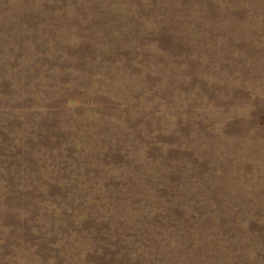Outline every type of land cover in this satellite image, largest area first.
Instances as JSON below:
<instances>
[{
	"label": "rangeland",
	"instance_id": "374dc122",
	"mask_svg": "<svg viewBox=\"0 0 264 264\" xmlns=\"http://www.w3.org/2000/svg\"><path fill=\"white\" fill-rule=\"evenodd\" d=\"M262 52L264 0H0V264H264Z\"/></svg>",
	"mask_w": 264,
	"mask_h": 264
},
{
	"label": "bare ground",
	"instance_id": "6f19581e",
	"mask_svg": "<svg viewBox=\"0 0 264 264\" xmlns=\"http://www.w3.org/2000/svg\"><path fill=\"white\" fill-rule=\"evenodd\" d=\"M153 1V0H152ZM164 1V0H163ZM249 1V0H248ZM242 2V1H241ZM253 3V2H252ZM255 5V4H254ZM36 7V6H35ZM183 10V9H182ZM160 11H161V9H160ZM103 15V14H102ZM60 18V17H59ZM61 18H62V16H61ZM161 18L162 17H160V18H158L160 21H161V23L162 24H164L163 22L164 21H162L161 20ZM49 19V18H48ZM4 21V20H3ZM107 21V20H106ZM167 22V21H166ZM27 24V23H26ZM91 25V24H90ZM41 26V25H40ZM119 26V25H118ZM117 30V29H116ZM158 31V30H157ZM128 36V35H127ZM52 37V36H51ZM44 39V38H43ZM47 39V38H46ZM193 39V38H192ZM51 40V39H50ZM47 41V40H46ZM84 41V40H83ZM144 41V40H143ZM195 43V42H194ZM78 46V45H77ZM121 46V45H120ZM94 50V49H93ZM92 50V51H93ZM108 50V49H107ZM122 50V49H121ZM260 53V52H259ZM88 54V53H87ZM114 54V53H113ZM76 56V55H75ZM75 59V58H74ZM95 59V58H94ZM133 59V58H132ZM87 60V59H86ZM259 60H260V62H263L264 63V52H262V56L259 58ZM259 60H258V64L260 65V62H259ZM130 61V60H129ZM195 61V60H194ZM78 63V62H77ZM110 65V64H109ZM238 65V64H237ZM124 66V65H123ZM126 66V65H125ZM118 67V66H117ZM246 68V67H245ZM97 70V69H96ZM135 70V69H134ZM242 70V69H241ZM234 71V70H233ZM241 72V71H240ZM244 73V72H243ZM247 73V72H246ZM49 75H51V74H49ZM59 75V74H58ZM102 76V75H101ZM244 76V75H243ZM249 77V76H248ZM4 78V77H3ZM69 78V77H68ZM133 79V78H132ZM253 79V78H252ZM256 79V78H255ZM152 86V85H151ZM200 86V85H199ZM88 87V86H87ZM264 87V86H263ZM75 89V88H74ZM94 94V93H93ZM262 95V94H261ZM264 95V94H263ZM223 96V95H222ZM264 97V96H263ZM95 99V98H94ZM254 103H256V102H254ZM97 106V105H96ZM24 109V108H23ZM126 109V108H125ZM97 110H99V109H97ZM29 111V110H28ZM110 111V110H109ZM245 116V115H244ZM201 118V117H200ZM128 120V119H127ZM80 123V122H79ZM14 124V123H13ZM23 129V128H22ZM51 129V128H50ZM170 129V128H169ZM260 133H264V130H261V131H259ZM197 133V132H196ZM81 137V136H80ZM46 138V137H45ZM100 139V138H99ZM104 139V138H103ZM255 139V138H254ZM261 139V138H260ZM96 140V139H95ZM256 140V139H255ZM86 141H88V140H86ZM114 141V140H113ZM263 145V144H262ZM261 146V145H260ZM259 146V147H260ZM264 148V147H263ZM46 149V148H45ZM56 155V154H55ZM116 155V154H115ZM198 155V154H197ZM196 155V156H197ZM99 156V155H98ZM66 157V156H65ZM260 157V156H259ZM2 160V159H1ZM35 160V159H34ZM62 160V159H61ZM247 160V159H246ZM122 161V160H121ZM17 163V162H16ZM16 163H15V165H16ZM198 163V162H197ZM207 162H205V164H206ZM211 163V162H210ZM214 163V162H213ZM212 163V164H213ZM219 162H217V165H219L218 164ZM228 163V162H227ZM226 163V164H227ZM237 163V162H236ZM241 163V162H240ZM9 164V163H8ZM28 164V163H27ZM57 164V163H56ZM190 164H191V162H190ZM189 164V165H190ZM216 164V163H215ZM215 164H214V166H215ZM243 164V163H242ZM257 164V163H256ZM259 164V163H258ZM195 165H196V163H195ZM202 165V164H201ZM228 165V164H227ZM229 165H231V164H229ZM235 165V164H234ZM233 165V166H234ZM261 165V164H260ZM12 166V165H11ZM14 166V165H13ZM126 166V165H125ZM137 166V165H136ZM200 166V165H199ZM205 166V165H204ZM209 166V165H208ZM207 166V167H208ZM212 166V165H211ZM245 166V165H244ZM249 166H251V165H249ZM155 167V166H154ZM219 167V166H218ZM220 167H222V166H220ZM241 167V166H240ZM209 168V167H208ZM247 168V167H246ZM254 168V167H253ZM259 168V167H258ZM18 169V168H17ZM27 169V168H26ZM30 169V168H29ZM28 169V170H29ZM231 169V168H230ZM27 170V171H28ZM137 170V169H136ZM217 170V169H216ZM221 170H223V169H221ZM236 170H238V169H236ZM247 170V169H246ZM228 171H229V169H228ZM231 171V170H230ZM254 171V170H253ZM263 171V170H262ZM14 172V171H13ZM24 172V171H23ZM42 172V171H41ZM129 172V171H128ZM239 172V171H238ZM244 172H245V170H244ZM11 173V172H10ZM27 173V172H26ZM51 173V172H50ZM219 173V172H218ZM229 173V172H228ZM5 174V173H4ZM8 174V173H7ZM49 174V173H48ZM48 174L46 175V177L48 176ZM224 174H225V172H224ZM252 174H254V173H252ZM12 175H14V174H12ZM30 175V174H29ZM35 175V174H34ZM45 175V174H44ZM43 175V176H44ZM50 175V174H49ZM217 175V174H216ZM223 175V174H222ZM232 175V174H231ZM250 175V174H249ZM2 176V175H1ZM58 176V175H57ZM10 177V176H9ZM11 177H13V176H11ZM197 177H198V175H197ZM220 177V176H219ZM222 177V176H221ZM6 178H8V177H6ZM18 178V177H17ZM31 178H32V176H31ZM35 178V177H34ZM102 178V177H101ZM14 179H16V175H15V178ZM39 179V178H38ZM37 179V180H38ZM226 179V178H225ZM12 180V179H11ZM27 180V179H26ZM205 180V179H204ZM223 180V179H222ZM13 181H16V180H13ZM28 181V180H27ZM32 181H34V180H32ZM31 181V182H32ZM206 181V180H205ZM214 181V180H213ZM218 182H219V180H217ZM216 181V182H217ZM230 181V180H229ZM4 182V181H3ZM5 182H7L6 180H5ZM10 182V181H9ZM30 182V183H31ZM189 182V181H188ZM188 182H187V184H188ZM197 182V181H196ZM200 182V181H199ZM199 182H198V184H199ZM212 182V181H211ZM210 182V183H211ZM10 183H12V182H10ZM23 183V182H22ZM26 183V182H25ZM27 183H29V182H27ZM204 183V182H203ZM206 184H207V182H205ZM209 183V182H208ZM215 183V182H214ZM220 183H221V180H220ZM223 183V182H222ZM183 184V183H182ZM193 184H195V183H193ZM202 184V183H201ZM200 184V185H201ZM225 185H226V183H224ZM1 185V184H0ZM5 185H7V183L5 184ZM11 185V184H10ZM36 185V184H35ZM185 185V184H184ZM196 185H197V183H196ZM195 185V186H196ZM211 185V184H210ZM233 185V184H232ZM15 186V185H14ZM202 186V185H201ZM201 186H200V188H201ZM212 186V185H211ZM227 186V185H226ZM226 186H223V187H226ZM236 186H237V184H236ZM6 187V186H5ZM34 187V186H33ZM153 187V186H152ZM185 187V186H184ZM199 187V186H198ZM221 187H222V185H221ZM254 187V186H253ZM3 188V187H2ZM8 188V187H7ZM11 188H12V185H11ZM11 188H8V189H11ZM183 188V187H182ZM200 188H197L198 190H200ZM212 188V187H211ZM214 188V187H213ZM228 188V187H227ZM235 188V187H234ZM196 189V191H198ZM203 188H201V190H202ZM207 189V188H206ZM210 189V188H209ZM217 189V188H216ZM226 189V188H225ZM254 189V188H253ZM107 190V189H106ZM120 190V189H119ZM182 190V189H181ZM205 190V189H204ZM211 190V189H210ZM224 190V189H223ZM229 190V189H228ZM234 190V189H233ZM4 192H5V190H3ZM195 191V192H196ZM207 190H205V192H206ZM220 191V190H219ZM222 191V190H221ZM236 191V190H235ZM262 191V190H261ZM6 192H7V190H6ZM186 192V191H185ZM202 192H203V190H202ZM214 192V191H213ZM225 192V191H224ZM226 192H228L227 190H226ZM258 192V191H257ZM2 193V192H1ZM13 193H14V191H13ZM199 193H201V192H199ZM215 193H217V190L215 191ZM16 194V193H15ZM14 194V195H15ZM203 194V193H202ZM214 193H212V195H213ZM232 194V193H231ZM234 194V193H233ZM4 195H5V193H4ZM3 195V196H4ZM13 195V194H12ZM198 195H200V194H198ZM205 195V194H204ZM210 195V194H209ZM211 195V196H212ZM215 195V194H214ZM213 195V196H214ZM217 195H218V193H217ZM222 195V194H221ZM228 195H230L229 193H228ZM239 195V194H238ZM8 196V194L6 195V197ZM16 196V195H15ZM223 196V195H222ZM241 196V195H240ZM239 196V197H240ZM254 196V195H253ZM0 197H2L1 195H0ZM60 197V196H59ZM181 197V196H180ZM187 197V196H186ZM203 197V196H202ZM220 197V196H219ZM233 197V196H232ZM232 197H231V199H232ZM235 197V196H234ZM238 197V198H239ZM244 197V196H243ZM3 198V197H2ZM2 198H1V201H2ZM9 197H7V199H8ZM15 198V197H14ZM128 198V197H127ZM201 198V197H200ZM199 198V199H200ZM204 198V197H203ZM209 198V197H208ZM211 198V197H210ZM228 198H229V196H228ZM6 199V198H5ZM6 199V200H7ZM13 199V198H12ZM132 199V198H131ZM184 199H185V197H184ZM189 199V198H188ZM188 199H187V201H188ZM194 199V198H193ZM195 199H196V197H195ZM194 199V200H195ZM198 199V200H199ZM202 199V198H201ZM223 199V198H222ZM19 200V199H18ZM210 200V199H209ZM218 200V199H217ZM216 200V201H217ZM248 200V199H247ZM246 200V201H247ZM3 201H4V199H3ZM17 201V199L14 201L15 203H17L16 202ZM191 201V200H190ZM200 201V200H199ZM202 201V200H201ZM206 201V200H205ZM211 201V200H210ZM226 201V200H225ZM230 201V200H229ZM233 201V200H232ZM10 202V201H9ZM21 202V201H20ZM234 202V201H233ZM240 202V201H239ZM4 203V202H3ZM13 203V202H12ZM98 203V202H97ZM174 203V202H173ZM179 203V202H178ZM187 203V202H186ZM204 203V202H203ZM215 203H217V202H215ZM224 203V202H223ZM226 203V202H225ZM7 204V203H6ZM14 204V203H13ZM18 204H19V202H18ZM177 204V203H176ZM192 204L194 205V203L192 202ZM200 204V203H199ZM213 204V203H212ZM218 204H219V202H218ZM217 204V205H218ZM235 204V203H234ZM242 204V203H241ZM261 204V203H260ZM9 205V204H8ZM180 205V204H179ZM208 205H209V203H208ZM220 205V204H219ZM227 205V204H226ZM226 205H224V206H226ZM231 205V204H230ZM232 205H233V203H232ZM245 205V204H244ZM247 205V204H246ZM263 205H264V203H263ZM1 206V205H0ZM11 206H13L12 204H11ZM172 206V205H171ZM182 206V205H181ZM184 206V205H183ZM186 206V205H185ZM195 206V205H194ZM210 206V205H209ZM222 206V205H221ZM223 206V207H224ZM228 206H229V204H228ZM262 206V205H261ZM5 207V206H4ZM10 207V206H9ZM175 207V206H174ZM190 207V206H189ZM192 207V206H191ZM202 207V206H201ZM212 207V206H211ZM214 207V206H213ZM212 207V208H213ZM217 207V206H216ZM250 207V206H249ZM256 207V206H255ZM11 208V207H10ZM13 208H14V206H13ZM29 208V207H28ZM208 208V207H207ZM222 208V207H221ZM226 208V207H225ZM232 208V207H231ZM251 209H252V207H250ZM4 209V208H3ZM3 209H2V211H3ZM47 209V208H46ZM180 209V208H179ZM181 209H182V207H181ZM185 209V208H184ZM196 209V208H195ZM211 209V208H210ZM220 209V208H219ZM264 209V208H263ZM1 210V209H0ZM6 210H8V208L6 209ZM30 210H32V208L30 209ZM185 210H187V208L185 209ZM197 210V209H196ZM212 210V209H211ZM217 210H218V208H217ZM221 210V209H220ZM249 210V209H248ZM180 211H182V210H180ZM198 211V210H197ZM196 211V212H197ZM245 211H246V209H245ZM252 211H254V210H252ZM258 211V210H257ZM202 212H203V210H202ZM206 211H204V213H205ZM215 212V211H214ZM217 212V211H216ZM225 212V211H224ZM240 212V211H239ZM261 212V211H260ZM8 213V212H7ZM186 213V212H185ZM220 213V212H219ZM228 213H229V210H228ZM232 213V212H231ZM253 213V212H252ZM254 213H256V212H254ZM2 214H4V213H2ZM32 214V213H31ZM200 214H202V213H200ZM210 214H212V213H210ZM239 214V213H238ZM243 214V213H242ZM257 214V213H256ZM263 214V213H262ZM7 215H9V214H7ZM6 215V216H7ZM36 215V214H35ZM49 215V214H48ZM215 215H217V214H215ZM220 215V214H219ZM244 215V214H243ZM246 215V214H245ZM38 216V215H37ZM227 216V215H226ZM234 216V215H233ZM238 216V215H237ZM264 216V215H263ZM2 217V216H1ZM4 217V216H3ZM9 217V216H8ZM199 217V216H198ZM210 217V216H209ZM239 217H241L240 215H239ZM5 218V217H4ZM200 218H201V216H200ZM208 218V217H207ZM212 218V217H211ZM244 218V217H243ZM242 218V219H243ZM247 218V217H246ZM253 218V217H252ZM3 219V218H2ZM1 218H0V221L2 220ZM9 219V218H8ZM230 219V218H229ZM10 220V219H9ZM208 220V219H207ZM210 220V219H209ZM214 220V219H213ZM4 221V220H3ZM180 221V220H179ZM198 221V220H197ZM221 221V220H220ZM241 221V220H240ZM243 221V220H242ZM255 221V220H254ZM10 222V221H9ZM184 222V221H183ZM215 222V221H214ZM237 222V221H236ZM239 222V221H238ZM252 222V221H251ZM257 222V221H256ZM2 223V222H1ZM5 223H7V222H4V224ZM11 223V222H10ZM9 223V224H10ZM182 223V222H181ZM216 223H220L219 221H216ZM241 223V222H240ZM247 223V222H246ZM56 224V223H55ZM167 224V223H166ZM178 224V223H177ZM200 224V223H199ZM239 224V223H238ZM237 224V225H238ZM245 224V223H244ZM176 225V224H175ZM207 225V224H206ZM247 225V224H246ZM245 225V226H246ZM160 226H162V225H160ZM166 226V225H165ZM169 226V225H168ZM194 226V225H193ZM193 226H190V227H193ZM248 226V225H247ZM176 227V226H175ZM184 227V226H183ZM188 227V226H187ZM73 228V227H72ZM160 228V227H159ZM158 228V229H159ZM181 228V227H180ZM208 228H210V227H208ZM217 228V227H216ZM220 228V227H219ZM245 228V227H244ZM163 229H164V227H163ZM186 229V228H185ZM199 229V228H198ZM213 229V228H212ZM211 229V230H212ZM247 229V228H246ZM167 230V229H166ZM171 230V229H170ZM170 230H168V231H170ZM190 230V229H189ZM209 230V229H208ZM210 230V231H211ZM217 230H218V228H217ZM221 230H223V229H221ZM245 230V229H244ZM161 231V230H160ZM163 231V230H162ZM177 231V230H176ZM181 231V230H180ZM248 231V230H247ZM252 231V230H251ZM254 231V230H253ZM164 232V231H163ZM204 232H206V231H203V229H200L199 231H196V232H194L197 236L198 235H201L202 237H200V238H203L204 236H203V234H204ZM236 232V231H235ZM239 232V231H238ZM246 232V231H245ZM154 233V232H153ZM162 233V232H161ZM164 233H166V232H164ZM163 233V234H164ZM171 233V232H170ZM212 233V232H211ZM230 233V232H229ZM231 233H232V231H231ZM244 233V232H243ZM252 233V232H251ZM160 234V233H159ZM167 234V233H166ZM175 234V233H174ZM174 234H172V235H174ZM181 234V233H180ZM194 234V235H195ZM215 234V233H214ZM223 234V233H222ZM235 234V233H234ZM238 234H242V233H238ZM245 234V233H244ZM248 234V233H247ZM151 235V234H150ZM169 235V234H168ZM176 235V234H175ZM189 235V234H188ZM216 235V234H215ZM230 235V234H229ZM233 235V234H232ZM160 236V235H159ZM163 236V235H162ZM165 236V235H164ZM171 236V235H170ZM169 236V237H170ZM210 236H211V234H210ZM228 236V235H227ZM236 236V235H235ZM241 236V235H240ZM243 236V235H242ZM252 236V235H251ZM256 236V235H255ZM150 237V236H149ZM152 237H154V235L152 236ZM168 237V236H167ZM188 237V236H187ZM193 237V236H192ZM208 237H209V235H208ZM216 237V236H215ZM248 237V236H247ZM247 237H246V239H247ZM119 238V237H118ZM139 238V237H138ZM151 238V237H150ZM149 238V239H150ZM157 238V237H156ZM162 238V237H161ZM161 238H159V239H161ZM242 238V237H241ZM241 238H239V237H226V238H222L220 241H222L223 240V242H222V246L225 248V249H228V248H230L231 246H236L237 248H238V246L239 245H244L246 242H248V241H246V239H242L241 240ZM252 238H253V236H252ZM257 240L255 241L257 244H260V239H258V235H257ZM262 238V237H261ZM148 238H146V240H147ZM164 239V238H163ZM170 239V238H169ZM181 239V238H180ZM193 239V238H192ZM207 239V238H206ZM154 240V239H153ZM152 240V241H153ZM158 240V239H157ZM166 240H168V238L166 239ZM197 240V239H196ZM218 240V239H217ZM247 240H249V239H247ZM139 242L140 241H142V240H138ZM150 241V240H149ZM152 241H150V242H152ZM194 241H195V239H194ZM193 241V242H194ZM202 242H204V245L203 246H196V247H193V248H188V247H184V244H183V247H181V249L183 248L184 249V252L182 253L183 255H182V259L184 260V261H196L197 260V258H196V251H198V250H200L201 252H202V258H201V260L200 261H202L203 259V261L202 262H200L199 264H215V262L217 261V259L219 258L220 259V255H221V253H220V250H222L223 251V249H219L220 247H218L217 248V246H216V242L214 243L213 241H211V240H201ZM254 241V240H253ZM155 242V241H154ZM158 242V241H157ZM159 242H161L160 240H159ZM158 242V243H159ZM197 242V241H196ZM196 242H194V244L196 243ZM254 242V243H255ZM263 242H264V240H263ZM144 243V242H143ZM157 243V244H158ZM162 243V242H161ZM164 243V242H163ZM163 243H162V245H163ZM185 243V242H184ZM187 243H189L188 242V240H187ZM192 243V242H191ZM218 243V242H217ZM141 244V243H140ZM150 244H152V243H150ZM165 244V243H164ZM167 244V243H166ZM198 244H200V243H197V245ZM202 244V243H201ZM219 244V243H218ZM217 244V245H218ZM251 244V243H250ZM23 245V244H22ZM147 245V244H146ZM160 245V244H159ZM190 245V244H189ZM249 245V244H248ZM252 245V244H251ZM255 245V244H254ZM137 246H139V245H137ZM144 246V245H143ZM142 246V247H143ZM151 245H149V247H150ZM154 246V245H153ZM168 246V245H167ZM171 246V245H170ZM219 246V245H218ZM221 246V247H222ZM257 246V245H256ZM263 246H264V244H263ZM148 247V248H149ZM159 247H161V245L159 246ZM208 247H211V249H210V252H209V254H207V248ZM248 247V246H247ZM249 247H250V245H249ZM158 248V247H157ZM163 248V247H162ZM162 248H160V249H162ZM167 248V247H166ZM177 248V247H176ZM254 248V247H253ZM138 249V248H137ZM146 249V248H145ZM145 249H144V251H145ZM150 249V248H149ZM154 249V248H153ZM159 249V248H158ZM159 249V250H160ZM240 249V248H239ZM248 249V248H247ZM255 249H256V247H255ZM259 249V248H258ZM143 250V249H142ZM163 250H165V249H163ZM169 250V249H168ZM209 250V249H208ZM246 250V249H245ZM264 250V249H263ZM140 251H141V248H140ZM146 251H148V250H146ZM170 251V250H169ZM175 251V250H174ZM180 250H178V252H179ZM221 251V252H222ZM228 251V250H227ZM230 251V250H229ZM240 251V250H239ZM259 251H261V248L258 250V252ZM142 252V251H141ZM152 252V251H151ZM153 252H155V251H153ZM158 252V251H157ZM160 252V251H159ZM171 252V251H170ZM257 252V251H256ZM146 253V252H145ZM144 253V254H145ZM162 253V252H161ZM167 253V252H166ZM172 253V252H171ZM177 253V252H176ZM198 253V252H197ZM224 253V252H223ZM231 253V252H230ZM235 253V252H234ZM233 253V254H234ZM239 253V252H238ZM264 253V252H263ZM150 254V253H149ZM153 254V253H152ZM181 254V253H180ZM227 253H225V255H226ZM240 254H242V253H240ZM244 254H245V252H244ZM142 255V254H141ZM159 255V254H158ZM161 255V254H160ZM165 255V254H164ZM169 255H170V253H169ZM228 255H229V253H228ZM236 255H237V252H236ZM177 255H174V258L176 257ZM263 256V255H262ZM147 257V256H146ZM153 257V256H152ZM165 257V256H164ZM166 257H168V255L166 256ZM171 257V256H170ZM226 256H224V258H225ZM242 257V256H241ZM143 258V257H142ZM223 258V257H222ZM152 259V258H151ZM160 259V258H159ZM171 259V258H170ZM198 259H200V257L198 258ZM230 259H234V258H231L230 257ZM244 259V258H243ZM246 259V258H245ZM144 260V259H143ZM160 260H162V259H160ZM179 260V259H178ZM220 260H222V259H220ZM140 261V260H139ZM145 261V260H144ZM143 261V262H144ZM150 261V260H149ZM148 261V262H149ZM170 261V260H169ZM181 261V260H180ZM198 261V260H197ZM235 261V260H234ZM238 262H239V260H237ZM248 261V260H247ZM251 261V260H250ZM257 261V260H256ZM263 261V260H262ZM142 262V261H141ZM152 262V261H151ZM160 262V261H159ZM165 262V261H164ZM178 262V261H177ZM199 262V261H198ZM226 262H227V260H226ZM230 262V261H229ZM233 262V261H232ZM245 262V261H244ZM243 262V263H244ZM249 262V261H248ZM252 262V261H251ZM251 262H249V263H251ZM258 262V261H257ZM145 263V262H144ZM147 263V262H146ZM156 263V262H155ZM157 263H158V260H157ZM170 263V262H169ZM171 263H172V260H171ZM170 263V264H171ZM176 263V262H175ZM197 263V262H196ZM223 263V262H222ZM221 263V264H222ZM242 263V262H241ZM153 264V263H152ZM183 264V263H182ZM185 264V263H184ZM188 264H189V262H188ZM190 264H192V263H190ZM227 264V263H226ZM237 264V263H236ZM262 264V263H261Z\"/></svg>",
	"mask_w": 264,
	"mask_h": 264
}]
</instances>
